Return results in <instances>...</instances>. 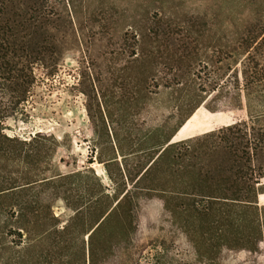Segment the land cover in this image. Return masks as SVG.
<instances>
[{
	"label": "rangeland",
	"instance_id": "374dc122",
	"mask_svg": "<svg viewBox=\"0 0 264 264\" xmlns=\"http://www.w3.org/2000/svg\"><path fill=\"white\" fill-rule=\"evenodd\" d=\"M27 1L32 8L33 0ZM40 2L55 20L49 30L58 38L60 62L54 76L36 66L27 102L5 121L4 128L8 137L28 144L40 133L47 137L22 149L28 158L0 163V175L6 167L8 178L36 180L83 173V181H91L92 175L86 174L91 168L108 193L114 194L115 185L98 159L100 152L102 161L111 157L114 133L123 140L124 154L142 141L143 157L155 155L161 144L173 134L174 139L181 126L200 113L206 114L209 131L189 139L243 123L251 130L247 133L251 141L263 137L264 0ZM176 61L180 81L170 69ZM201 101L206 102L193 112ZM101 113L105 126L97 124ZM173 139L171 144L189 140L173 143ZM219 144L196 143L193 153L179 146L142 186L153 189L145 203L155 238L145 256L152 264H238L258 256L243 245L247 241L242 244L244 234H253L249 220L236 223L232 215L220 224L215 214L203 219L189 207L191 194L202 185L188 165L199 156L196 164L215 167L225 154ZM206 151L211 155L205 157ZM261 157L264 164V153ZM118 160L123 162L120 154ZM126 162L135 178L137 161L129 157ZM108 168L113 178L119 174L117 166ZM257 173L264 176V169ZM259 182L256 190L264 192V177ZM129 189L135 192L133 186ZM35 191L41 194L42 190ZM52 192L46 190L42 198ZM12 203L10 198H0V264H7V248L18 241L10 233ZM52 204L64 222L73 215L62 200Z\"/></svg>",
	"mask_w": 264,
	"mask_h": 264
},
{
	"label": "trees",
	"instance_id": "16d2710c",
	"mask_svg": "<svg viewBox=\"0 0 264 264\" xmlns=\"http://www.w3.org/2000/svg\"><path fill=\"white\" fill-rule=\"evenodd\" d=\"M27 2L0 0V163L3 164L28 158L29 155H24L22 149L46 139L47 136L41 133L31 139L29 144L18 138H10L5 134L4 123L14 113L20 112L27 102L36 80V66H42L48 75L54 76L60 62L58 56L62 52L58 38L49 30L54 28L55 20L45 13L44 4L40 0H33L30 8ZM179 66L176 61L170 69L177 73L176 78L180 81L182 76ZM242 75L246 81V72ZM215 93L216 90L213 91ZM204 102H199L193 112ZM88 113L90 121L95 124L92 112ZM199 115L191 123L190 120L183 124L176 137L173 139V134L152 156H141L146 153L142 141L132 144L130 153L124 154L123 140L114 133L115 145L111 157L102 161L101 152L98 154L110 181L115 185L114 194L108 193L91 168L86 171V174L92 175L91 181H83V173L68 176L58 174L36 180L8 178L7 170H4L6 167L1 168L4 174L0 175V198L6 197L13 201L10 233L18 239L7 248V264H152L145 255L152 249L155 239L151 230V214L146 206L153 189L148 185L142 186L149 182V174L159 167L169 152L185 146L193 153L194 144L206 142L212 145L217 141H220L219 146L225 151L223 161L211 168L209 164H196L195 160L199 156H193V163L188 165L203 187L191 194L193 200L189 207L203 219L215 214L220 224L229 221L232 215L236 217V223L249 220L254 235L244 234L242 244L247 241L243 245L248 249L253 248L254 254L258 256L237 263L264 264V222L261 224L264 207L259 209L257 202L258 195L264 192L256 190L259 179L264 177L257 173L264 169L260 161L264 153V135L261 139L251 141L250 133L247 134L251 130L243 123L201 138L189 139L209 131L206 114ZM99 120L98 125H106L102 113ZM219 121L223 122L225 118ZM172 139L173 143L189 140L171 144ZM119 154L123 157L121 164ZM209 155L208 151L204 153L205 157ZM129 157L137 161L135 178L131 176L126 162ZM110 164L117 166L119 172L114 178L108 168ZM129 185L133 186L136 193L129 189ZM37 188L42 190L41 194L35 191ZM49 189H53V192L42 198V193ZM76 191L80 193L74 195ZM135 195H140L141 199L137 200ZM59 199L67 209L73 211L66 222L52 210V202ZM260 202L264 204V196ZM248 216L251 218L248 219Z\"/></svg>",
	"mask_w": 264,
	"mask_h": 264
},
{
	"label": "crops",
	"instance_id": "0c3cea01",
	"mask_svg": "<svg viewBox=\"0 0 264 264\" xmlns=\"http://www.w3.org/2000/svg\"><path fill=\"white\" fill-rule=\"evenodd\" d=\"M263 196H264V193L259 194V195H258V200H257L258 205H259V207H261V208L264 207V204H261V202H260V199H261V197H263Z\"/></svg>",
	"mask_w": 264,
	"mask_h": 264
}]
</instances>
